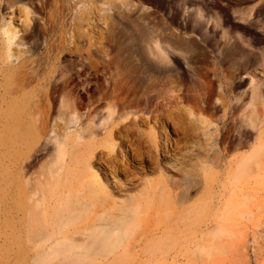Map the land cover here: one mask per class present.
Here are the masks:
<instances>
[{
  "label": "bare ground",
  "instance_id": "bare-ground-1",
  "mask_svg": "<svg viewBox=\"0 0 264 264\" xmlns=\"http://www.w3.org/2000/svg\"><path fill=\"white\" fill-rule=\"evenodd\" d=\"M21 1H27L35 13L46 4L45 0ZM51 18L50 26L56 35L40 53L33 46L30 50L13 51L0 35V264H125L128 261L126 256L131 258L137 249L143 254L139 259L140 264H166L169 260L189 258L190 253L212 257L215 251L226 249L229 245L225 247V244L231 240L225 239V235L233 233L230 232L234 228L233 219L239 213L242 215L243 211H236L240 203L237 188L242 182L249 186L253 178L264 177L262 77L246 72L251 80V88L239 93L234 87H245L247 82L242 73L231 81L207 75L203 77L204 86L198 93L178 89L172 96L170 103L188 105L190 116L210 113L217 119L216 129L207 130V134L210 135L209 139H214L212 147H217L218 151L201 156L203 181L207 186L204 197L198 200L191 198L193 193L190 194V189L200 180V176L196 178L194 174H202L196 170L189 173L192 179L189 176L184 178L186 182L184 180L183 184L170 180L169 188L165 185L169 176L164 178L163 188L166 189H162L164 195L161 194L162 199L157 200V204L154 202L157 199L155 191L150 196L154 188L148 191L149 194L146 192L151 201L148 195L141 193V196L136 194L130 200L117 203L113 191L108 190L104 182H98L97 177H93L91 182L81 181L85 171L77 169L73 161L80 154H76L75 159H69V155L78 151L83 140L93 139L97 135L96 128L101 126L103 120H112L110 126L106 127L109 141L114 134L120 136L137 119H146L147 114L162 118L167 106L157 104L152 108L148 103L143 106L119 80L111 82L103 101L93 100L87 106L84 98L89 95V89L85 88L84 92L78 90L73 75L65 79L55 74L58 71L54 67L63 52L62 42L67 32L64 31L65 27L58 26V16L53 14ZM196 18L201 20L199 29H209L210 23L207 24L203 16ZM222 18L221 25L232 23L233 28L244 30L243 34L235 35L228 41L241 49L252 46L246 33L257 26L264 28L261 13H256L254 18L242 17L243 21L233 20L228 13ZM20 40L21 43H29L26 35ZM153 44L149 45V50L158 59L182 68L190 64L185 53L177 50V47ZM245 96L251 97V101L243 100ZM106 109L104 117L101 112ZM121 117H127L129 121L117 122ZM59 119L65 121V127L60 126ZM77 122H80V128L74 132L68 131L70 125ZM168 140L162 143L164 151H168L169 145L174 146ZM115 144H111V147H115ZM153 153L151 149L147 152L152 156ZM99 154L101 157L108 156L102 157L107 167H118L113 156L104 151ZM132 156L134 159L148 158L139 149ZM66 157L73 161L69 163L74 164L75 170L81 171L80 174L76 171L80 179L73 176L78 175L75 170L71 171L69 163L70 168L67 167ZM129 164L127 161L123 163L124 166ZM64 177L68 182L64 181L66 186L63 185L61 194L58 195L57 191L50 193L48 188L53 186L49 185H55ZM215 178L219 181L222 179L216 185L219 188L216 196L213 189L214 182L218 180ZM73 179H77V185L79 181L80 184L84 182L86 185L83 183L82 187L84 185L85 188L74 187ZM70 181L73 188L67 187ZM75 188L76 191L73 190ZM64 189L68 193L65 194ZM174 191L178 193L174 194ZM246 196H251V193ZM251 198H245V202ZM191 199H194L192 203L197 200L196 203H189ZM150 211L159 216L155 219L158 221L154 226H144ZM247 213L251 218L254 209ZM178 234L188 235V238L182 240ZM234 247L237 250L238 247ZM242 253L245 258L249 257L245 251Z\"/></svg>",
  "mask_w": 264,
  "mask_h": 264
},
{
  "label": "rangeland",
  "instance_id": "rangeland-1",
  "mask_svg": "<svg viewBox=\"0 0 264 264\" xmlns=\"http://www.w3.org/2000/svg\"><path fill=\"white\" fill-rule=\"evenodd\" d=\"M45 2V7L35 13L27 1L0 0V35L11 50L26 51L33 46L37 53L42 52L44 46L53 41L56 35L50 26L53 19L51 16L55 14L60 19L58 26L65 27L64 31L67 32L66 39L62 42L63 52L54 67L58 71L55 74L65 79L73 75L78 90L84 92V89L88 88L90 93L84 98L87 106H90L93 100L103 101L104 93L115 80L126 85L127 90L131 91L132 96L143 106L146 103L152 108L157 104L167 106L164 108L166 113L162 118L147 114L146 119L142 121L137 119V122L126 127L120 136L114 134L109 141L106 127L110 126L112 120H103L101 126L96 128L97 135L93 139L83 140L78 151H75L74 155L70 154L72 156L69 155L71 159L80 154L76 157L77 160L73 161L76 162L74 164H77L75 165L77 169L85 171L83 179L79 178L81 171L75 170L74 164L73 166L70 164L73 161L66 157L67 167L70 164L69 168L71 171L75 170V174L79 171L78 176L74 174L73 176L85 183L97 177L98 182L99 180L102 184L104 182L105 186H108L107 189L113 191L112 196L117 203L124 199L130 200L136 194L148 195V191L154 188L150 196H153L155 191L156 203L161 198L162 189H166L163 186L166 184L167 187L171 186L173 180L181 181L183 184L188 176L191 178L190 172L195 173L198 170L200 171L198 173L202 174H194L196 178L201 177L195 184H200H194L190 194L193 193L191 198L194 199L204 197L203 193H206L207 186H204L206 183L203 181L204 164L201 156L218 151L217 147H212L214 139H209L210 135L207 134V130L216 129L217 119L210 113L190 116L188 105L171 104L170 101L178 89L198 93L204 86L203 77L207 75L220 78L222 81H231L242 73L247 82L245 87H234L239 93L250 91L251 80L246 72L264 80V28L257 26L252 32L246 33V38L250 40L252 46L241 49L229 44L228 41L235 35L243 34L244 30L233 28L232 23L221 25L220 22L225 13L235 21H243L242 17L254 18L256 13H261L264 20V0H45ZM195 16H203V20L207 24L210 23L209 29L206 27L199 29L202 25L201 20ZM243 24L248 26L246 23ZM25 35L29 43H21L20 39ZM153 43L177 47V50L185 53L190 64H185L186 67L182 68L158 59V56L152 55L149 50V45H155ZM243 100L251 101V97L245 96ZM106 111L107 109L101 112L104 117ZM221 115L222 112L219 113V116ZM127 121H129L127 117H121L117 122ZM59 124L65 127L63 119H59ZM80 126V122L72 123L68 131L74 132ZM165 140L172 142L174 149L169 145L168 151H164L162 143ZM114 143L117 145L115 144L113 148L111 144ZM138 149L145 152L148 158L134 159L132 155ZM149 149L156 154L148 155ZM100 151L113 156L118 167L115 169L107 167L103 163L104 155L101 157L99 154ZM126 161L130 163L128 166L123 165ZM64 178L55 185H49L53 186L48 188L50 193L61 194L63 185L66 186L64 181L68 182L67 177L66 180ZM164 178H167L168 183ZM217 180L218 182H214V196L219 189L216 185L222 179ZM76 181L73 179L74 187L85 188L84 185L82 187L84 182L80 184L78 180L77 185ZM73 182L70 181L67 187L73 188L71 187ZM58 185L59 190L56 188ZM239 186L237 189L240 193L238 195L240 203L237 204L236 211L243 210L242 215L239 213L234 217L232 222L234 228L230 231L233 233L229 235L227 233L226 238L224 236L228 241L231 240L225 244V247L229 245L230 248L228 246L217 253L215 251L212 257L207 254L202 257L200 253L195 254L196 256L190 253L189 258L169 260L166 264H264V177L253 178L250 187L246 182ZM66 191L65 194L68 193ZM177 191H174V194ZM247 193H251V196L247 197ZM245 198L251 199L245 202ZM244 209L247 212L254 209L252 219ZM149 213H146L144 226L145 224L154 226L158 221L155 220L159 218L158 215L151 211ZM178 235L182 240L188 238V235ZM247 241L249 243H246ZM234 246L238 247L237 250ZM138 250L140 251V249L134 251L136 252L134 256L129 257L130 260L127 255L128 261L124 263L140 264L139 259L143 254ZM242 251L249 257L245 258Z\"/></svg>",
  "mask_w": 264,
  "mask_h": 264
}]
</instances>
